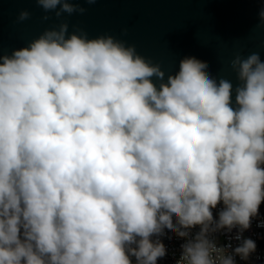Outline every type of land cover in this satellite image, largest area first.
<instances>
[{"label":"clouds","instance_id":"1","mask_svg":"<svg viewBox=\"0 0 264 264\" xmlns=\"http://www.w3.org/2000/svg\"><path fill=\"white\" fill-rule=\"evenodd\" d=\"M68 28L0 54V264H158L174 237L175 264L248 262L244 233L264 228L259 54L232 59L235 88L196 57L164 82L134 45Z\"/></svg>","mask_w":264,"mask_h":264},{"label":"water","instance_id":"2","mask_svg":"<svg viewBox=\"0 0 264 264\" xmlns=\"http://www.w3.org/2000/svg\"><path fill=\"white\" fill-rule=\"evenodd\" d=\"M78 6L85 13L57 18L35 0H0V54L10 55L66 21L69 33L82 29L90 39L111 35L134 45L148 61L160 64L164 82L183 58L196 57L208 64L211 77L228 79L235 88L231 61L236 55L246 58L255 52L264 61V22L259 17L264 0H80ZM22 10L30 17L18 21ZM151 79L159 87L161 81ZM232 99L234 104V91Z\"/></svg>","mask_w":264,"mask_h":264},{"label":"built area","instance_id":"3","mask_svg":"<svg viewBox=\"0 0 264 264\" xmlns=\"http://www.w3.org/2000/svg\"><path fill=\"white\" fill-rule=\"evenodd\" d=\"M260 218L264 219V204L260 208ZM258 222V220L254 219L251 228L244 233L245 237H251L256 241L257 251L248 262L239 261L237 258L238 264H264V228L257 227ZM181 242L175 237L172 240L165 239L164 243L168 249V255L159 260L158 264H175L179 255V244ZM221 242H224L223 237H221Z\"/></svg>","mask_w":264,"mask_h":264}]
</instances>
